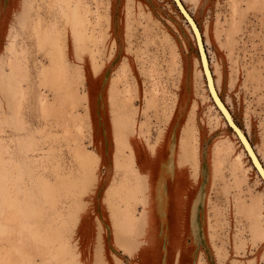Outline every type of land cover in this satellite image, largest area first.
Returning <instances> with one entry per match:
<instances>
[{
    "label": "rangeland",
    "instance_id": "rangeland-1",
    "mask_svg": "<svg viewBox=\"0 0 264 264\" xmlns=\"http://www.w3.org/2000/svg\"><path fill=\"white\" fill-rule=\"evenodd\" d=\"M183 2L264 164V0ZM150 182L181 184L169 240ZM0 264H264V182L174 0H0Z\"/></svg>",
    "mask_w": 264,
    "mask_h": 264
},
{
    "label": "water",
    "instance_id": "water-1",
    "mask_svg": "<svg viewBox=\"0 0 264 264\" xmlns=\"http://www.w3.org/2000/svg\"><path fill=\"white\" fill-rule=\"evenodd\" d=\"M175 4L180 11L181 15L189 24L198 49L199 59L202 66V70L206 79V84L210 93L212 100L214 101L216 107L221 112L222 116L224 117L226 123L231 128V130L235 133L238 140L242 144L243 148L245 149L249 159L251 160L254 168L256 169L257 173L259 174L260 178L264 182V164L261 162L260 158L258 157L254 147L252 146L247 134L245 131L237 124L235 121L232 113L230 112L229 108L221 98L218 89L216 87L214 75L212 73V69L210 66V60L208 57V53L206 50L204 38L198 23L194 19L193 15L185 6L183 0H174Z\"/></svg>",
    "mask_w": 264,
    "mask_h": 264
},
{
    "label": "crops",
    "instance_id": "crops-1",
    "mask_svg": "<svg viewBox=\"0 0 264 264\" xmlns=\"http://www.w3.org/2000/svg\"><path fill=\"white\" fill-rule=\"evenodd\" d=\"M162 183H164V186L166 185V180H162ZM152 182L149 183V198L148 201H151L153 196H154V200L156 197L157 200V205H158V214H160L161 212H163L162 214L165 216L166 214V223L168 226V231H167V237L166 239H171L173 238V233L172 231H174L175 228V224L176 221L180 222L182 219V215H183V207H182V201H181V195H182V191H181V184H178L174 187L173 191L170 193L169 190L167 191L166 194H164V189L161 190L162 188L160 187V183L159 186H153L151 185ZM158 187V190H157ZM156 189V190H155ZM165 198V200H164ZM174 201L176 200V209L174 210V208H171V206L168 208L167 204L165 205V201ZM172 205V203H171ZM168 208V209H167ZM167 209V210H165ZM167 211V212H164ZM158 216V215H157ZM164 220V218H163ZM163 222V221H161ZM168 246H170V244H167Z\"/></svg>",
    "mask_w": 264,
    "mask_h": 264
}]
</instances>
